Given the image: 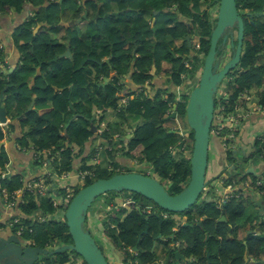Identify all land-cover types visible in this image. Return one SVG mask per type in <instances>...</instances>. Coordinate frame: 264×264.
Listing matches in <instances>:
<instances>
[{"label":"trees","instance_id":"trees-1","mask_svg":"<svg viewBox=\"0 0 264 264\" xmlns=\"http://www.w3.org/2000/svg\"><path fill=\"white\" fill-rule=\"evenodd\" d=\"M111 3L126 17L130 15L129 21L124 19L123 27L118 28L120 30L113 28L110 25L111 19L108 20L111 16ZM203 3L218 5L215 0H63L62 3L59 0H0L1 17L9 16L10 13L21 15L24 9H32L19 23L17 34L13 38L21 59L10 73L1 70L7 65L4 49L0 45V91L6 89L5 105L9 117L16 119L23 115L20 119L21 136L17 139L20 149L33 150L36 154V164L41 166L48 162L58 177L72 172L76 166L75 161L80 160L76 171L93 169L97 175L96 178H86L84 187L96 179L110 178L121 172L110 171L100 167L101 165H87V158H91L95 153L90 151L85 154V150L98 136L108 138L107 132L98 133L93 127L96 126L97 129L103 124L99 114L115 110L123 118L131 116L144 120V124L131 128L125 134H131L121 153L126 162L133 160L144 165L147 163L152 173L149 175L157 177L170 194L181 192L190 179V158L182 161L172 154L173 147L178 146L180 149V137L168 122L172 119L171 110L176 102L177 115H186L188 92L182 90L180 96L183 100H180L174 92L158 91L153 98H149L144 91L138 90L152 80L153 70L156 74L164 70L163 75H169L175 87H183L187 81L195 80L196 76L200 75L201 71H198L202 69L209 51L211 31L214 27L209 10L201 9ZM236 4L239 10L246 9L254 13L262 10L264 0H236ZM69 7L70 18L61 21L60 12L67 13ZM127 9L129 11L125 13ZM84 12L87 17L82 20ZM172 14L176 18L173 19ZM95 15L99 16L96 22L93 20ZM146 15L151 16L149 21ZM244 16L243 53L239 64L244 73L230 82L229 88L234 92L229 102H225L230 110L233 109L239 93L264 85V64H258L264 51V20L259 21L255 16ZM153 17L154 28L151 26ZM69 23L73 26H69ZM37 25L40 27L35 33ZM129 25L135 29L134 35L122 37L126 33L125 27ZM61 31L64 32L62 39L57 37ZM51 33L55 36L50 37ZM116 35L122 38L120 49H115ZM188 35L192 36L190 47L186 39ZM167 38L177 42L179 47L172 50L166 44ZM163 46H166L169 62L173 65L169 72L162 67L164 59L168 58L163 56ZM67 48H70L71 58L57 59ZM54 59L57 61H53ZM35 71L37 75L30 85L27 79L24 80V75ZM129 74L135 86L124 92V82ZM236 74L237 72H231L228 76ZM105 78L108 82L103 85ZM16 90L19 93H16ZM33 96L36 108L27 113L26 108ZM15 100L16 103H11ZM24 101L25 104L27 101V104L22 110L19 106ZM260 105L264 107V92L261 94ZM93 109H96L97 113L96 119L91 123ZM75 115L81 117L73 119ZM125 135L118 136L117 139L121 140ZM4 137L5 132L0 126V142ZM188 139L191 142V157L193 132L189 133ZM76 148L78 151L75 153ZM54 155H57L55 159L52 158ZM8 162V155L2 146L0 174ZM117 165L115 169H118ZM231 179L230 182L226 181V185L232 183L235 177ZM48 182L52 180L48 179ZM2 186L10 193L24 191L18 206L24 214V217H20L25 225L24 240L41 247H54L72 242L64 218V206H61L60 210L62 215L57 218V208L51 199L41 200L36 194L26 191L20 174L3 180ZM57 193L66 195L62 188L58 189ZM134 196L141 195L134 193ZM106 198L107 202L112 200L110 196ZM136 201L140 202L138 199ZM211 208L209 203L203 200L202 204H194L189 210L196 209L195 217L198 218H219L220 211L212 212ZM224 214L228 221L221 222V230L216 233L223 236V241L220 245L217 244L218 247L210 246L211 253L219 251L215 255L211 254V264H248L244 258L246 248L248 254L259 261L261 251L264 250V237L254 239L246 235L239 239L236 229L231 227L236 226L245 214L241 201L234 197L229 198ZM151 219L157 220L154 217ZM211 232H214L213 228ZM243 241H247V244ZM127 243L134 244L131 240ZM147 249L145 261L149 262L152 259L149 247ZM69 257L70 254L64 252L57 254L55 259L48 257L49 259L43 261L42 257L35 264H66Z\"/></svg>","mask_w":264,"mask_h":264},{"label":"flooded vegetation","instance_id":"flooded-vegetation-1","mask_svg":"<svg viewBox=\"0 0 264 264\" xmlns=\"http://www.w3.org/2000/svg\"><path fill=\"white\" fill-rule=\"evenodd\" d=\"M217 6L219 8V3ZM128 11L129 9L124 12L127 13ZM238 11L243 20L245 17L244 15L249 16L248 14H250V16H255L256 13L263 11V15L255 17L258 18L259 21L262 19L264 20V7L262 10L254 13L246 9H238ZM129 18L130 15L128 14L125 20L129 21ZM186 23L188 24V21ZM17 28L18 25L13 29V38L15 34H17ZM225 37L226 41L223 43ZM235 38L237 40L236 28L234 29V43ZM236 44L237 43H235V45ZM14 46L13 50L16 49L18 53L15 43ZM218 46V56L221 57V69L225 63L231 59L233 54L231 49V36L229 33H225L220 38ZM229 50L231 52H229ZM135 52L136 49H134V53ZM242 53L243 48L241 56ZM226 54L228 55L226 56ZM5 56H8V52H5ZM261 57H264V51ZM262 58L258 64H264ZM20 59L21 56L18 53L16 64ZM57 59L60 58L58 57ZM239 64L227 74L216 96V115L211 128V139L209 144L207 184L196 203L202 204V201L205 200L209 203V206L212 207V212L220 211V217L216 219L209 218L208 216L198 218L195 217L196 209H188L182 213H172L162 209L150 200L153 205L151 208L149 207L151 203L137 202L136 200L138 198L136 196H128L122 192L110 197L112 198L110 202H107L106 197L99 196L101 199L100 209L93 211L91 214H89V211L87 212L84 228L89 232L97 247L102 252L107 264H165L168 255L170 254L173 259L175 258V253L186 260L185 263L181 264H207V252L208 250L210 251V246L213 245L218 247L217 244L220 245L223 241V236L216 233L221 230L220 223L228 221L224 211L229 198L234 197L240 200L245 209L249 202L252 201V204H255L259 197L264 198V196H262L264 192L261 189L264 187V170L260 171L259 168L257 169L258 163L264 166V131L261 133L252 132V138H250L251 132L248 131L251 126L253 127L257 124L259 119H264V107L260 105L261 94L264 92V85L259 88L252 87L251 89H245L243 92L239 93L233 105V109L230 110L229 107L227 108L225 105V102H229L234 92L233 90L227 92L231 80L239 78L240 75L244 73V69L239 67ZM1 70L4 72L9 69L1 68ZM231 72H237V74L234 75L235 77L232 75L228 76ZM154 76L156 75L154 74L153 77ZM150 81L138 91L146 92L145 90L148 87L147 84H149ZM31 83H33V81ZM125 88L126 91L129 89L127 85H125ZM189 89L186 87L184 92H188ZM254 96H257L256 100L253 99ZM178 97H181L180 94ZM32 99L35 100L34 97H32ZM252 127L249 130H252ZM2 129L4 130V128ZM247 131L249 138L244 140L243 136L244 134L246 135ZM254 156H256L257 159L254 160ZM216 167H219L220 173L222 172L226 175L225 180L227 182H230L229 180H231L230 178L233 176L235 177V180L232 182L234 187L230 186L231 184L229 185V183L222 189L214 187L216 180H213V178L217 177V175L211 178L209 175L214 174ZM240 167H242V169H240ZM250 167L254 168L255 174L246 173L247 169ZM247 175H250L252 177L251 180H253L251 181L250 188H247L244 183ZM243 178L244 181H242ZM235 191L240 192L236 193ZM250 197H255L256 200H252ZM257 214L255 218L251 220V223L246 224L247 226L240 225L239 221L236 226H231L236 229L239 239L244 238L246 235L252 236L254 239L264 237V213H261L258 207ZM245 215L246 210L243 217ZM152 217L157 220H152ZM222 217H225L224 221L221 219ZM211 228H213L214 232H211ZM129 240L133 241L134 244L129 245L127 243ZM71 243L72 242L66 244ZM243 243L247 244V241H243ZM148 247L152 259L149 262L145 261ZM48 248H53V246ZM66 253L70 254L69 261L66 264H87L82 256L74 252ZM217 253H219V251L211 254L215 255ZM263 254L264 250L261 251V255ZM248 256L254 259L253 256L249 254ZM48 257L51 259V256ZM48 257H43L42 260L46 261L49 259ZM55 257L53 259H55Z\"/></svg>","mask_w":264,"mask_h":264},{"label":"water","instance_id":"water-1","mask_svg":"<svg viewBox=\"0 0 264 264\" xmlns=\"http://www.w3.org/2000/svg\"><path fill=\"white\" fill-rule=\"evenodd\" d=\"M219 3L216 22L211 32L209 51L204 60L203 69L199 75L197 84L188 90V101L186 106V122L193 132V150L190 157L191 175L187 186L178 194L172 195L168 192L163 183L154 176L142 174L138 171L127 173H117L110 178L96 179L93 183L81 188L72 198L65 208L64 218L71 235V244H62L53 248L35 246L31 242H24L13 230L5 236L0 234V264H35L42 257L51 256V259L57 254L64 252H74L84 258L87 264H107L102 252L97 247L91 235L84 228V221L89 208L96 198L107 192L130 191L138 193L148 200H151L162 209L172 213H182L197 203L203 190L206 187L207 168L209 156V144L211 139V128L215 119V101L221 83L225 80L227 74L234 69L241 60L244 38V20L240 15L236 0H215ZM63 2V0H59ZM250 16V14H248ZM263 15V11L256 13L255 16ZM87 17L83 14L82 20ZM98 18V16H97ZM81 20V21H82ZM155 18L152 21L154 27ZM40 27V26H39ZM35 29V33L39 29ZM237 29V44L234 43V29ZM231 36L232 57L228 60L223 68L220 69L221 58L218 56L219 40L225 34ZM192 36L186 37L188 46L191 45ZM226 37L223 40L225 43ZM70 48L59 56L62 58H71ZM56 61V59L54 60ZM12 69L4 72H12ZM105 84L108 79L105 78ZM5 90L0 91V125L4 132H8L7 124L8 111L5 105ZM183 100V97H180ZM35 100L32 99L26 112L33 110ZM177 103L171 110V118L177 116ZM72 106V103H70ZM96 109L92 110L91 123L96 119ZM23 115L17 117L20 120ZM81 117L75 115L73 119ZM10 118V117H9ZM68 126V124H67ZM131 134H127L121 141L126 146ZM4 144L0 142V149ZM242 169V167H240ZM77 172V171H76ZM247 174H255L254 168L247 169ZM9 177H11L9 175ZM28 183V182H27ZM27 185V184H26ZM52 191V190H51ZM256 200L255 197H250ZM209 200V199H208ZM256 207L264 213V198L259 197L256 200ZM223 221L225 217L221 218ZM246 245V244H245ZM211 253L207 252V264H211ZM245 262L248 263L249 257L247 249L244 254ZM186 260L175 253V258L169 254L165 264H181Z\"/></svg>","mask_w":264,"mask_h":264},{"label":"rangeland","instance_id":"rangeland-1","mask_svg":"<svg viewBox=\"0 0 264 264\" xmlns=\"http://www.w3.org/2000/svg\"><path fill=\"white\" fill-rule=\"evenodd\" d=\"M60 3H62V2H60ZM65 6H66V4H65ZM208 7H209V9H208ZM109 9L111 10V12H110L111 13V16H109V18H108L109 21L111 19V24L110 25L113 28H115L116 30H120L118 28L119 27L120 28L123 27L122 25L124 24V19L126 18V15L123 12L121 13L120 10H117V6L115 4H112L111 3L110 6H109ZM201 9H204V10L207 9V10H209V13L211 15V20H214V22L216 21L217 10H218V6L217 5L216 6L213 5V4L212 5H206V4L203 3L201 5ZM70 10L71 9L69 7L67 13L64 12L62 14L60 12L59 17L61 18V21H65V20H68L70 18V16H71V14H69V13H71ZM24 11H26V10H24ZM28 11H32V9L31 10L28 9ZM97 16L98 15H95V17L93 18L94 22H96V21L99 20L97 18ZM137 16L138 15H136V17ZM173 16H174V14H172V17ZM82 17H83V15H82ZM146 17L148 18V21H149L151 16L150 15H146ZM143 18H144V16H143ZM154 18L155 17H153V19ZM174 18H176V17H173V19ZM76 23L78 25L79 21H77ZM102 24L104 25V21L102 22ZM158 24H160V22ZM71 25L73 26V24L69 23V26H71ZM131 25H132V23H131ZM131 25H129L128 27H125L126 33H124V35L122 37H130V36H133L134 35L135 29L134 28L132 29L131 28ZM38 27H39V25H37L35 27V29H37ZM158 27H159V25H157V28ZM79 29H81V28H79ZM63 34H64V32L61 31L57 35V37L58 38L61 37V39H62ZM121 34H123V32ZM51 36H55V34L51 33L50 37ZM115 39H116V40H114L115 41V43H114L115 44V49H117V48L120 49V46L122 44V38H121L120 35H116ZM191 40H192V38H191ZM194 41H195V38H194ZM111 43H113V40L111 41ZM166 44H168V46L172 50H174L175 48L179 47V44L177 42L172 41L171 38H167ZM197 48H198V43H197ZM161 51L163 52L164 58L165 57H168V58L164 59V61L162 63V67H163V69H165L166 71L169 72L170 70H172V66L173 65H172V63L169 62L170 60H169V56L167 55V52H166V46H163ZM229 52H231V51L229 50ZM229 52H228V54L230 55ZM116 53H118V52H116ZM191 54L194 55L195 53H191ZM228 54H226V56ZM263 60H264V57L262 58V61ZM200 71H201V68L199 69L198 73ZM36 75H37V71L31 72V73H27V74L24 75V80L27 79L31 83L33 81V78H35ZM198 76H199V74L196 76V79L195 80L187 81L185 83V85L183 86L185 88L182 87L183 90H185L186 87L188 89L189 88L190 89L193 88L197 84V82H198ZM103 85H106L105 82L103 83ZM229 91H230V88H228L227 92H229ZM181 92H182V90L180 91V93ZM16 93H19V91L16 90ZM27 93H28V98H30V96H31L30 95V92L28 91ZM123 93L124 92H122V94ZM256 97L257 96H254L253 99L256 100ZM16 102L17 101L15 100V101H13L11 103H16ZM30 103H31V100H30L29 104ZM25 106H26V104H21L19 107H21V109L24 110L25 109ZM29 106L30 105H28V107L26 108V110L29 108ZM121 106H122V104H120V107ZM99 117H102L103 124H101L97 128V130H96V126H94L93 127V130L98 131V133H100V132H105L106 133L107 132L108 138H103L101 136H98L94 140V142L92 144L93 146L90 144V145H88V147L86 146V148L87 149L89 148V151H88L89 153L91 151V152H93L95 154L96 153L98 154L99 158L101 159V163H100L101 166L100 167H105L107 169H110V171L119 170L120 172H127L128 170L129 171H134L135 170V171H138V172H141V173H149V174H152L151 173V170H150L151 168H150V166L147 163L144 165V164H140L139 162H133V160H128L127 162H124L123 163L122 162L123 160H119V154L123 152V150H124L123 146L124 145H123V143H122L121 140L117 139V137L118 136L125 135L127 132H129L131 130V128L134 129L136 126H139V125L144 124V120L141 119V118H139V117L137 118V117H131V116H128L127 119L125 117L123 118L115 110H113L111 112H108V113H105V114H103V113L102 114H99ZM67 124L68 123H66V126H67ZM168 124H169V126L173 130H175L178 133V136L180 137V139H178L179 142H180L179 143L180 144V149H178V146L177 147H173L172 148V154H174L175 157H177L179 160L187 161L190 158L189 148H190V145H191V142L188 139V135L192 131L190 130V128H189V126H188V124L186 122V115L183 114V113L182 114H179L178 113V115L176 117L170 119V121L168 122ZM26 139H28V138H26ZM178 155H180V156H178ZM56 157H57V155H54L52 158L55 159ZM255 159H257L256 156H254V160ZM87 161H88L87 163H89V164L92 163L93 162L92 157L91 158L90 157L87 158ZM77 163H78V166H77V168H78L79 165H80V160L75 161L74 165H76ZM115 165H117V168L118 169H115V167H116ZM43 168H45V169L47 168L46 163L43 164ZM147 169H149V170H147ZM215 169H216V171L214 172V174L213 175L210 174L209 177L211 178V177L217 175V177H214L216 179L213 178V180H216V182L214 184V187L215 188L218 187V189L219 188L222 189L226 185V180H225L226 179L225 178L226 175L224 173H222V172L220 173L219 167H216ZM50 170L52 172V169L51 168H50ZM48 174H50V173H48ZM220 174H222V175H220ZM54 175L55 174H53L52 177H51L52 183H54V186H53L52 189L53 190H56L59 187V184H58L59 182L58 181L60 179L57 180V181H55V176L56 175L55 176ZM251 179H252V177L250 175H247L245 177V180L246 181L244 183H245V186L247 188H250V186H251V181H253ZM61 180H63V179H61ZM77 184H78V186H75ZM64 185H66V184H64ZM64 185L60 186V188L63 187ZM229 185L232 186V187H234V184H232V183H229ZM70 186L71 185L68 184L67 187H63V188L64 189H67ZM83 187H84V183L83 182H79L78 183V179H77V182L75 184L72 183V186L70 187V189L73 192V197L75 196V192L76 191H79ZM261 189L264 192V187H262ZM120 193L121 192L111 191V192L105 193V195H101L100 197H102V196H105V197L106 196L113 197V196L118 195ZM122 193L127 194L128 196H133L134 195V193H131L130 191H122ZM50 194L51 193H50V189H49L48 196L52 197ZM262 196H264V193H263ZM100 197L99 198H96L94 200V202L92 203L91 207L88 210L89 211V214H91L95 210H99L100 209V202H101ZM137 198L140 200V202L150 203V202H148L146 200L147 198L144 199L141 196H138ZM40 199L41 200L42 199L44 200L45 197L42 196ZM149 207H151V208L153 207L152 203L149 205ZM245 210H246V215L243 218H241V220H239L240 225H246V224L251 223V220L254 219L255 216H256V214H257V207L254 204H252V201L247 204ZM61 215H62V213L61 212L59 213L58 210H57L56 216L58 217V216H61ZM257 216H258V214H257ZM17 217H20V216H17ZM5 230H9V232H10V230H12V229L9 228V227H7V226H5V225H3V224H0V232L1 231L2 232L3 231L5 232ZM21 238L24 239L23 237H21ZM174 264H176V263H174Z\"/></svg>","mask_w":264,"mask_h":264},{"label":"crops","instance_id":"crops-1","mask_svg":"<svg viewBox=\"0 0 264 264\" xmlns=\"http://www.w3.org/2000/svg\"><path fill=\"white\" fill-rule=\"evenodd\" d=\"M30 12L31 11H27V8H26V11H23V13L21 15H18L17 13H10L9 16H5V17H1V15H0V45H1V47L4 48L5 52H8V56L6 57L7 67L5 69L14 68L16 65V59L18 57V53H17L16 49L13 50V46H14L13 29L17 25H19L21 20H23L27 15H29ZM3 18H4V20H3ZM13 57H14V59H13ZM163 71L164 70L160 71L159 74H156L155 70L152 71V74H155L156 76H154L152 78V80L150 81V83L147 84L148 87L146 86L147 89L145 90L146 91L145 94L147 96H149V98H153L157 94L158 91H165L168 93L174 92L176 94V96L178 97L180 94V91L183 90L182 87L181 88L175 87L174 84L170 80V76L169 75H163ZM33 82H34V80H33ZM124 83H125V85L128 86L129 89L132 88L133 86H135V84L131 80V74L127 75ZM31 84L32 83H30V85ZM125 91H126V89L124 90V92ZM23 104H25V101L23 102ZM26 104H27V101H26ZM35 108H36V104L34 105L33 109H35ZM8 120H9V123L7 124L8 132L7 133L5 132V137L1 142L4 144L3 148L5 149V151L8 155V160H9L8 164H10V170L12 171V176H13V174H20L23 178L24 185H25L27 182H30L34 179L39 178V177H44L48 173L54 174L53 171L51 172L49 164H47L46 169L43 168V165L40 166V165L36 164V162H35L36 154H34L33 150H30V149H26V150L22 149L21 150L20 149L19 145L17 144L18 143L17 139L21 136L20 120L14 119L12 116L10 118L8 116ZM251 127L249 129H251ZM249 129H248V131L251 132L250 138H252V132L261 133L262 131H264V119H259L257 121V124H255L252 127V130H254V131L249 130ZM248 131H247L246 135L244 134V136H243L244 140L249 138ZM124 137H122V138H124ZM123 145H124V142H123ZM77 151H78V149L76 148L75 153ZM88 151H89V148L86 150L85 154H87ZM119 160H123L124 162H126V158H123L121 153L119 154ZM77 166H78V163L76 164V166L74 167V170L72 172L65 173V176L60 177V178H64V179L63 180L60 179L58 181L59 183L57 182L59 184V187L56 190L60 189V186H62L64 184H66V185H64L63 187H67L68 184L72 186V183L75 184L77 182V179H78V177H77L78 172H76ZM258 168L260 171L264 170V166H261V164H259V163H258L257 169ZM10 176H11V174H10ZM55 181H57V180L55 179ZM53 184L54 183H51V185H53ZM48 186H50V184ZM63 187H61V188L64 189ZM53 195L56 197L58 196L57 193H54ZM57 200L60 201V204H59L60 209H58V212L60 213L61 212L60 211L61 210V199H60V197ZM12 214L15 216L24 217V214L22 213V211L18 207H16L12 211ZM8 218H9L8 215L4 212L3 201H2V198L0 197V224L7 226L5 223H6ZM1 232H0V234L5 235V236L10 234L9 230H5V232L3 231L2 233ZM248 257H249L248 264H264V254L260 256L259 261H255V259H252L250 256H248Z\"/></svg>","mask_w":264,"mask_h":264},{"label":"built area","instance_id":"built-area-1","mask_svg":"<svg viewBox=\"0 0 264 264\" xmlns=\"http://www.w3.org/2000/svg\"><path fill=\"white\" fill-rule=\"evenodd\" d=\"M92 160H93V162L90 164H87V165H89V166H100L101 159L99 158L97 153L94 156H92ZM47 164H49V163L47 162L46 165ZM117 171H119V170H117ZM77 172H78V174H77L78 183L84 182V180L86 178H96L97 177V175L93 169H87L84 171H78L77 170ZM10 174L12 177V171L10 170V164H6L5 169L0 174V197L2 198V201H3L4 212L9 217L5 224L13 230V232L16 234V236H18L20 239H22L21 237H23L25 225L22 224L20 217H17V216L12 214V211L16 207L19 206L18 204H19V202L22 201V196L24 194V191L18 190V191H15L14 193H10L6 187L2 186L3 180H5L6 178H11V177H9ZM147 174H149V173H147ZM52 175H53V173H50L44 177H39L37 179H34V180L26 183L27 185L26 184L24 185L25 190L36 194V196L38 198H41L42 196H44L45 198H50L53 205L56 206L57 210L60 209L59 208L60 201L57 200L60 197L61 206H64V209H65L73 197V192L71 191V189L69 187L67 189H64L66 195H58L57 190L52 189L54 184L51 185L52 182H48V179H51ZM62 176H65V174H63ZM55 179L59 180V179H64V178H60V177L56 176ZM49 184L51 187L48 186ZM49 189H50V193H51L50 195L52 197L48 196ZM54 193H57L58 196L57 197L54 196L53 195ZM22 240L24 242H30V241H26L24 239H22Z\"/></svg>","mask_w":264,"mask_h":264}]
</instances>
